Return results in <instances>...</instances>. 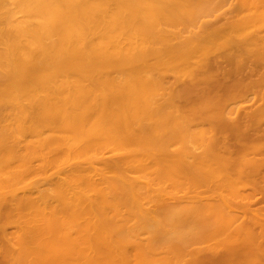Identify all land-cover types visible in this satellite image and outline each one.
<instances>
[{
	"label": "bare ground",
	"instance_id": "1",
	"mask_svg": "<svg viewBox=\"0 0 264 264\" xmlns=\"http://www.w3.org/2000/svg\"><path fill=\"white\" fill-rule=\"evenodd\" d=\"M106 2L0 0V214L6 209L13 213L11 236L1 225L0 239L13 250L17 247L16 264H179L155 260L170 253L171 227L184 215V206L156 216L144 204H123L125 195L136 196V183L148 184L127 168L159 173L149 153L165 154L169 146H152L148 140L164 130L158 118L166 112L153 104L154 94L144 91L148 75L127 80L114 76L113 90L91 87L89 67L94 61L106 62L107 45L118 56L147 51L150 39L142 25L132 26L135 11H118L104 20ZM94 9L99 16L96 42ZM163 14L154 18L172 19ZM111 26L114 33L108 36ZM135 83L149 104L145 116L135 109L128 116L119 113V105H108L119 97L131 103L136 97L125 94L135 90ZM124 134L125 139L117 138ZM21 138L25 154L16 152ZM108 144L117 156L103 160L102 166L122 171L106 176L93 159L77 160L83 152L101 151ZM33 156L40 161L36 170L29 166ZM58 156L67 163L66 174L48 178L43 168L58 164ZM162 169L165 175L167 166ZM33 174L39 180L24 183L22 178ZM198 209L194 218L203 220L205 210Z\"/></svg>",
	"mask_w": 264,
	"mask_h": 264
},
{
	"label": "rangeland",
	"instance_id": "2",
	"mask_svg": "<svg viewBox=\"0 0 264 264\" xmlns=\"http://www.w3.org/2000/svg\"><path fill=\"white\" fill-rule=\"evenodd\" d=\"M171 1L107 0L103 19L118 11H135L138 18L132 26L147 30L148 48L115 56L110 43L106 62L94 61L89 67L92 89L113 90L114 76L127 80L148 75L144 91L154 94L153 104L166 111L158 118L164 130L148 138L152 146H169L165 154L149 153L160 172L127 168L128 174L144 176L148 184L136 183V196L125 195L123 204H144L156 216L184 206V215L171 227L170 253L156 259L158 263L264 264V0ZM160 11L172 19L157 21ZM98 20L94 9V42ZM105 33L112 35L113 26ZM132 88L125 94L136 97L131 103L119 97L108 105H119V113L135 109L145 116L149 104L140 96L144 91H138L137 83ZM141 122L147 123L144 117ZM21 140L16 152L25 154ZM116 156L108 144L101 151L83 152L77 160L93 159L94 166L110 176L123 168L102 162ZM29 166L36 170L39 158L33 156ZM66 166L58 156V164L45 166L43 173L48 178L57 172L65 175ZM34 175L22 180L38 181ZM198 208L205 210L203 220L194 218ZM12 219L9 210L1 212L0 226L7 237L13 231ZM216 219L224 224L218 226ZM233 237L234 243L225 242ZM16 252L17 247L13 250L0 239V264H16Z\"/></svg>",
	"mask_w": 264,
	"mask_h": 264
}]
</instances>
